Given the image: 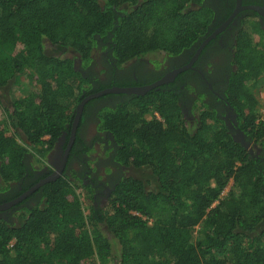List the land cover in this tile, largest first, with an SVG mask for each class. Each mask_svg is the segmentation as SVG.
<instances>
[{
  "label": "trees",
  "instance_id": "1",
  "mask_svg": "<svg viewBox=\"0 0 264 264\" xmlns=\"http://www.w3.org/2000/svg\"><path fill=\"white\" fill-rule=\"evenodd\" d=\"M214 19L209 0H0V90L26 71L34 88L0 123L2 190L26 175L29 155L44 164L96 93L75 60L85 71L100 47L118 68L152 54L176 57ZM49 45L76 57L48 54ZM232 63L225 98L251 151L213 103L202 102L188 122L175 90L127 96L100 110L97 131L113 137L115 163L149 168L156 187L121 178L107 213L68 176L47 183L20 223L0 222V264H264V121L249 87L264 76L259 16L243 21ZM153 113L159 118L148 119Z\"/></svg>",
  "mask_w": 264,
  "mask_h": 264
},
{
  "label": "flooded vegetation",
  "instance_id": "2",
  "mask_svg": "<svg viewBox=\"0 0 264 264\" xmlns=\"http://www.w3.org/2000/svg\"><path fill=\"white\" fill-rule=\"evenodd\" d=\"M209 5L215 11L209 34L179 56L163 55L164 58L158 62L143 57L118 68L110 58V50L100 47L94 51L93 62L85 71L81 70V63L78 61L79 71H84L83 75L92 79L93 91L96 93L91 95L118 88H143L162 82L154 89L175 90L181 97L185 116L189 115L192 120L193 112L198 111L202 102L213 103L219 112L225 113L222 118L229 129L235 132L234 136H239L241 131L236 128V115L225 98V90L231 73L236 70L232 61L240 27L251 15L259 16L264 27V0H209ZM96 68H99L98 75L94 73ZM134 95L112 92L87 102L75 134L72 125L70 134L63 133L44 164L27 160L26 175L5 191L0 187V222L10 225L20 223L26 210L40 203L42 187L63 176H68L73 182L76 178L82 180V186L93 192L95 204L100 194L103 195L104 205L101 208L105 209L103 207L109 205L112 193L121 178L109 176L107 182L100 181L97 173L106 165L116 167L113 174H116L118 167L126 168L114 162V139L109 133L97 131V116L103 108ZM91 101L95 102L88 105ZM92 127L93 133L90 132ZM58 170L61 171L60 174Z\"/></svg>",
  "mask_w": 264,
  "mask_h": 264
},
{
  "label": "rangeland",
  "instance_id": "3",
  "mask_svg": "<svg viewBox=\"0 0 264 264\" xmlns=\"http://www.w3.org/2000/svg\"><path fill=\"white\" fill-rule=\"evenodd\" d=\"M18 50H20V47H18L17 51ZM47 53L52 54V55L64 56V57H67L69 59H75V57H76V55L73 51L60 50V49L55 48V47L50 46V45L47 46ZM94 56L96 57L97 55L94 54ZM163 58H164V56L161 54H152V55H148L145 57V59H147L149 61H153V62H158V61L162 60ZM75 61L77 62V65H76L77 70H80V67L78 66L79 65L78 60H75ZM82 72H84V71H82ZM98 72H99V68H96L94 73H96L98 75ZM31 75H32L31 71L23 72V73L19 74L13 81H11V83L6 88L0 90V123L1 124H3V125L7 124V115L5 112V108L7 106H11L13 101L27 96L31 90H34L33 86H31V83H30L31 82L30 81ZM249 87H250L251 91L253 92V94L256 96V98H259V100H260V97H259V95H260L259 94V88H260L259 81L251 83L249 85ZM260 101H259L260 118H261V120L264 121V104H263V102H260ZM147 117H148V119H153L155 117L159 118V115L157 113H153L152 115H149ZM185 118L188 122L192 121L190 119L189 115H186ZM90 132L91 133L94 132L93 127L91 128ZM95 152L96 151L94 150L93 153H95ZM28 160H32V162H36L35 159L31 155L28 156ZM115 168L116 167L113 168L110 165H108V166L106 165V167H104V168L102 167L100 169L99 173H97V175H99L97 177L98 180L107 182V179H109V176L110 177L113 176L116 179L126 177V176H131V177H135L137 179L144 181L146 183V186L148 189H154L156 187V179L152 175V172L149 168L143 167L140 169H134V168L123 169V168L118 167L117 168L118 171L115 172L116 174H113V171H116ZM74 181H75L74 183L76 186H79L80 189L82 188V191L84 190L87 195L91 196L95 206H98L99 208H101V206L104 205V204H102L103 195L100 194V196L98 197L96 204H95L93 192L91 190L89 191V190H86L83 188L82 180L79 181V180L74 179ZM233 190H234V183H233V181H231L230 184L225 189V191L222 193L221 199H225L226 197H228V195L231 192H233ZM103 208H105V212L108 213V212H110L111 206L109 204L108 206H104ZM200 231H201V227L194 228V230H193L194 239L197 238ZM90 264H100V262L96 257L90 261ZM109 264H112V263H109Z\"/></svg>",
  "mask_w": 264,
  "mask_h": 264
},
{
  "label": "water",
  "instance_id": "4",
  "mask_svg": "<svg viewBox=\"0 0 264 264\" xmlns=\"http://www.w3.org/2000/svg\"><path fill=\"white\" fill-rule=\"evenodd\" d=\"M159 84H162V82H160V83H158L156 85H152V86H148V87H143V88H137V89H119V88L118 89H112V90H107V91H104V92H101V93H98V94L91 95V96L87 97L79 105V107L77 108L76 116H75V120H74V124H73V128H74L73 133L75 134V131H76L78 125L81 122L85 104L87 102H89L90 100L95 99V98H98V97H100L102 95H105L106 93H112V92H120V93H126V94H135V95H138V96L145 95L149 91H151L152 89H154L155 87H157ZM234 139H235V141L240 142L243 147H245L246 149H248L249 151H251L250 143H248L245 140V137H244L243 133H241L239 136H234ZM58 173L60 174L61 171L58 170ZM58 173L56 174L57 177L59 176Z\"/></svg>",
  "mask_w": 264,
  "mask_h": 264
},
{
  "label": "crops",
  "instance_id": "5",
  "mask_svg": "<svg viewBox=\"0 0 264 264\" xmlns=\"http://www.w3.org/2000/svg\"><path fill=\"white\" fill-rule=\"evenodd\" d=\"M259 84H260V88H259V97H260V100L259 98H257L260 102H263L264 104V76L260 77L259 79Z\"/></svg>",
  "mask_w": 264,
  "mask_h": 264
}]
</instances>
